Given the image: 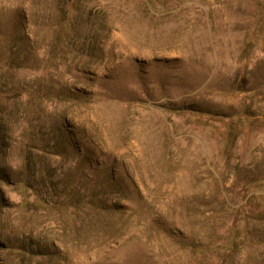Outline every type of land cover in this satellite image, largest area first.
<instances>
[{
  "label": "rangeland",
  "instance_id": "1",
  "mask_svg": "<svg viewBox=\"0 0 264 264\" xmlns=\"http://www.w3.org/2000/svg\"><path fill=\"white\" fill-rule=\"evenodd\" d=\"M0 264H264V0H0Z\"/></svg>",
  "mask_w": 264,
  "mask_h": 264
}]
</instances>
